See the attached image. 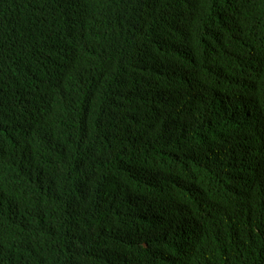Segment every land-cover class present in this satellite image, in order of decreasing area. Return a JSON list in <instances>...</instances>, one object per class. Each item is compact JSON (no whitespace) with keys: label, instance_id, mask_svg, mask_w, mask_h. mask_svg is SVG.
Listing matches in <instances>:
<instances>
[{"label":"trees","instance_id":"16d2710c","mask_svg":"<svg viewBox=\"0 0 264 264\" xmlns=\"http://www.w3.org/2000/svg\"><path fill=\"white\" fill-rule=\"evenodd\" d=\"M0 264H264V0H0Z\"/></svg>","mask_w":264,"mask_h":264},{"label":"bare ground","instance_id":"6f19581e","mask_svg":"<svg viewBox=\"0 0 264 264\" xmlns=\"http://www.w3.org/2000/svg\"><path fill=\"white\" fill-rule=\"evenodd\" d=\"M259 127V126H258Z\"/></svg>","mask_w":264,"mask_h":264}]
</instances>
